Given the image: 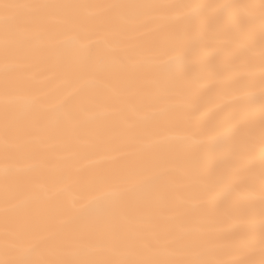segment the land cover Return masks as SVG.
I'll use <instances>...</instances> for the list:
<instances>
[{"label":"snow or ice","instance_id":"obj_1","mask_svg":"<svg viewBox=\"0 0 264 264\" xmlns=\"http://www.w3.org/2000/svg\"><path fill=\"white\" fill-rule=\"evenodd\" d=\"M0 264H264V0H0Z\"/></svg>","mask_w":264,"mask_h":264}]
</instances>
